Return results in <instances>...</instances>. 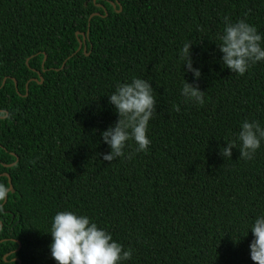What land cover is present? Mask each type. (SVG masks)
Masks as SVG:
<instances>
[{
    "label": "trees",
    "instance_id": "16d2710c",
    "mask_svg": "<svg viewBox=\"0 0 264 264\" xmlns=\"http://www.w3.org/2000/svg\"><path fill=\"white\" fill-rule=\"evenodd\" d=\"M225 17L264 37V0H0V264H57L61 211L131 249L122 264H254L264 140L239 159L238 133L244 121L264 127V61L243 76L223 65ZM187 42L199 80L183 68ZM134 77L157 99L151 144L104 161L102 133L119 119L109 95ZM185 80L204 105L186 101Z\"/></svg>",
    "mask_w": 264,
    "mask_h": 264
},
{
    "label": "clouds",
    "instance_id": "9594fccd",
    "mask_svg": "<svg viewBox=\"0 0 264 264\" xmlns=\"http://www.w3.org/2000/svg\"><path fill=\"white\" fill-rule=\"evenodd\" d=\"M224 19L225 28L218 45L219 51L223 53L222 63L232 73L243 76L252 65L264 61V37L245 20L233 23L228 17ZM192 44L185 43L180 55L184 61V71H191L199 80L202 73L193 67ZM153 89L150 81L134 77L130 83L119 84L116 91L109 95V102L115 106L119 119L102 133L103 142L111 148L110 153L99 154L103 155L104 161L113 162L124 157L129 141L137 145L136 152L148 151L151 144L148 137L149 122L158 114ZM204 93L198 84L187 81L182 88L186 101L201 106L205 103ZM179 110L177 105L176 111ZM238 140L241 142L238 148L241 153L239 159L252 160L264 140V127L256 121H244ZM226 142L227 147L222 146L220 154L226 159H232V149L237 148L236 142ZM132 155L129 153L127 158L131 159ZM7 191L4 185H0V200L6 198ZM249 231L254 236L250 244L251 259L254 264H264V215L255 219ZM50 234L53 238L51 255L57 264H122L132 258L131 249L125 250L109 232L98 227L86 215L72 211L58 212L54 216Z\"/></svg>",
    "mask_w": 264,
    "mask_h": 264
},
{
    "label": "water",
    "instance_id": "95a60500",
    "mask_svg": "<svg viewBox=\"0 0 264 264\" xmlns=\"http://www.w3.org/2000/svg\"><path fill=\"white\" fill-rule=\"evenodd\" d=\"M120 11H121V9H120ZM84 41H85V37H84ZM82 47V45H80V48ZM86 50V49H85ZM6 81H7V79H4V81H3V85L2 86H4L5 85V83H6ZM15 85H16V88H18V84H17V82L15 81ZM9 177V176H8ZM10 184H11V181H10ZM10 189H12V185L10 186ZM7 202V199L5 200V203Z\"/></svg>",
    "mask_w": 264,
    "mask_h": 264
}]
</instances>
